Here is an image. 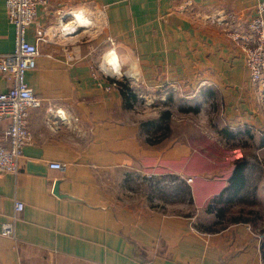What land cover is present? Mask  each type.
I'll list each match as a JSON object with an SVG mask.
<instances>
[{
    "label": "crops",
    "instance_id": "1",
    "mask_svg": "<svg viewBox=\"0 0 264 264\" xmlns=\"http://www.w3.org/2000/svg\"><path fill=\"white\" fill-rule=\"evenodd\" d=\"M257 1L49 0L39 6L26 29L38 54L25 79L41 104L28 110L31 137L16 171L0 172V225H14V237L0 233V264H264L262 235L246 221L208 228L196 224L198 213L183 212L187 196L198 211L226 185L230 171L216 133L191 137L173 129L148 143L142 117L123 107L112 84L117 75L102 67L110 50L101 56L95 50L111 45L121 67L130 62L125 70L147 90L167 84L207 91L220 122L264 134V77L250 80L242 48L227 32L246 22ZM78 13L88 22L77 24ZM68 20L75 30L62 33ZM91 25L97 33L89 37ZM37 29H46L44 40ZM12 48L13 25L0 0V52ZM8 87L0 73V91ZM51 160L66 168L49 167ZM131 172L144 176L136 196ZM169 188L182 191L176 211L165 197ZM16 200L23 202L20 211Z\"/></svg>",
    "mask_w": 264,
    "mask_h": 264
},
{
    "label": "rangeland",
    "instance_id": "2",
    "mask_svg": "<svg viewBox=\"0 0 264 264\" xmlns=\"http://www.w3.org/2000/svg\"><path fill=\"white\" fill-rule=\"evenodd\" d=\"M89 30V37L97 33V30L92 25L89 27ZM90 40L94 41L93 38ZM95 50L98 51L100 56L110 50L105 62L104 60L101 62L103 69L109 71V67L117 75V79L124 81L136 89L137 101L132 107L134 115L142 117L141 119L158 117L163 110L168 109L170 112L168 119L171 127L170 134L173 129H175L174 132L180 131V133L184 130L187 132V136L190 135L191 137L193 135L192 132L195 134L201 132L202 134L216 133L217 143L223 149V159L228 162L226 165L228 171H231L236 157L244 154L246 159H248L246 168L248 186L239 194L231 196H226L225 194L221 200L212 204L213 208L219 209L218 207H220L222 209V217L217 216L218 219H212L215 217V213L213 212L212 216H209L211 214H207L204 206L197 211V208L191 203V199L188 196L183 205L184 211H182L190 214L198 213V216H196L201 221L200 219L196 220V224H201L205 227L210 226L209 223L213 224L212 227H220L225 223H229L232 217L237 216L240 219L247 220L246 222L252 230L260 236L263 235L264 144L261 141L264 139V134H261L262 131L258 132L256 129L245 124L231 127L228 124L220 122L219 116L216 115L217 111L213 105V99H211L207 91L203 93L202 90L194 88L178 89L170 87L167 84L147 90L139 82V76H136L135 72L133 75V73L125 70L131 66L130 62H123L121 67L118 56L111 45L100 43L97 44ZM223 126L234 129V135L232 137H225L219 133L218 129ZM130 174L131 194H135L136 196L141 192L140 187L144 176L139 172H131ZM174 190L173 188L167 189V194L165 195L170 203L171 211L177 210L178 201L180 207L182 205V191L180 190L179 194H177ZM126 193L129 194V192Z\"/></svg>",
    "mask_w": 264,
    "mask_h": 264
},
{
    "label": "built area",
    "instance_id": "3",
    "mask_svg": "<svg viewBox=\"0 0 264 264\" xmlns=\"http://www.w3.org/2000/svg\"><path fill=\"white\" fill-rule=\"evenodd\" d=\"M49 0H4L7 17L13 25V48L8 52H0V73L9 80V87L0 91V172H14L18 167V158L23 145L30 140L31 134L27 124L28 110L38 107L41 98L34 94L25 79L26 71L35 66V56L38 54L36 42L27 40L26 29L36 17L39 6L46 5ZM215 20L222 22L219 18ZM62 33L75 30V25L68 20L61 26ZM46 29H37V39H45ZM229 36L235 40L244 53L245 65L249 78L257 84L264 77V0H259L254 6V12L244 24L227 27ZM116 81H112L115 84ZM59 117L64 113L57 109ZM49 167L64 170L66 163L51 160ZM150 176V175H147ZM190 181L191 177L185 178ZM23 208V202H14L15 211ZM2 235L14 237L12 220H5L0 225Z\"/></svg>",
    "mask_w": 264,
    "mask_h": 264
},
{
    "label": "trees",
    "instance_id": "4",
    "mask_svg": "<svg viewBox=\"0 0 264 264\" xmlns=\"http://www.w3.org/2000/svg\"><path fill=\"white\" fill-rule=\"evenodd\" d=\"M116 84L119 87L122 96V105L124 108H132L137 101V91L132 86L128 85L124 81L117 79ZM170 116V112L168 109H165L161 112L158 117H149L146 119H140L139 125L146 131V141L148 143H157L163 138L167 137L171 131V127L169 125L168 119ZM219 133L224 135L225 137H232L235 133L234 129H230L228 127H220ZM240 130V129H238ZM264 144V139L261 141ZM248 165V159L242 154L238 156L234 160L233 167L227 177L226 185L221 189V191L213 197V200L205 206V210L207 212H214L216 216L222 217L223 213L222 209L213 208L212 204L221 200L223 196H231L239 194L245 187H247V175L246 168ZM191 199V198H190ZM212 201V202H211ZM237 221H247L240 219L239 217H232V220L229 223L237 222ZM213 225V224H212ZM211 228L210 226H207ZM213 228V227H212ZM260 252L261 257L264 263V234L261 237L260 243Z\"/></svg>",
    "mask_w": 264,
    "mask_h": 264
},
{
    "label": "bare ground",
    "instance_id": "5",
    "mask_svg": "<svg viewBox=\"0 0 264 264\" xmlns=\"http://www.w3.org/2000/svg\"><path fill=\"white\" fill-rule=\"evenodd\" d=\"M76 21H77V24H79V25H82V24H85L88 22V21L86 22V19L80 14L76 16ZM73 24H75V21H73Z\"/></svg>",
    "mask_w": 264,
    "mask_h": 264
}]
</instances>
